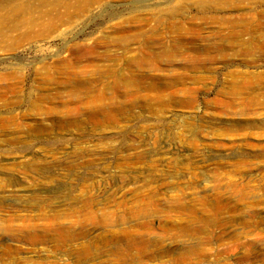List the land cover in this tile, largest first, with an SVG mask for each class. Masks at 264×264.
Listing matches in <instances>:
<instances>
[{
	"label": "rangeland",
	"instance_id": "rangeland-1",
	"mask_svg": "<svg viewBox=\"0 0 264 264\" xmlns=\"http://www.w3.org/2000/svg\"><path fill=\"white\" fill-rule=\"evenodd\" d=\"M1 16L0 264H264V0Z\"/></svg>",
	"mask_w": 264,
	"mask_h": 264
},
{
	"label": "bare ground",
	"instance_id": "bare-ground-1",
	"mask_svg": "<svg viewBox=\"0 0 264 264\" xmlns=\"http://www.w3.org/2000/svg\"><path fill=\"white\" fill-rule=\"evenodd\" d=\"M13 11L15 12V10H13ZM7 14H10V12H7L5 15H7ZM1 18H2V16L0 17V26H1V24L4 23V20L1 21ZM161 55H162V56H165V52L163 51ZM169 56H170V55H169ZM188 62H193V61L189 60ZM193 63H194V62H193Z\"/></svg>",
	"mask_w": 264,
	"mask_h": 264
}]
</instances>
